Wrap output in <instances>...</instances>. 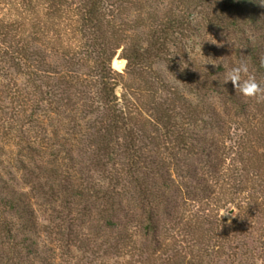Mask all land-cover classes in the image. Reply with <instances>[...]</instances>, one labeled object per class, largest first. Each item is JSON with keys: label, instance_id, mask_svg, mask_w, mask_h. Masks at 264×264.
I'll return each mask as SVG.
<instances>
[{"label": "trees", "instance_id": "16d2710c", "mask_svg": "<svg viewBox=\"0 0 264 264\" xmlns=\"http://www.w3.org/2000/svg\"><path fill=\"white\" fill-rule=\"evenodd\" d=\"M258 1L179 0L186 7L177 8L171 0L166 6L162 3V9L159 0H14L15 18L0 19V58L27 77L37 96L29 99V94L18 93L17 100H37L53 114H70L76 148L88 166L85 175L77 177L73 193L95 199L97 216L113 235V250L129 249L133 234L129 229L134 226L138 235L149 237L153 251L175 238L171 232L182 238V244L190 242L189 258H173L169 264H203L202 256L213 260L219 247L250 234V226L247 231L237 221L244 215L228 225L219 219L226 203H238L244 193L251 200L247 215L254 218L251 223L260 224L261 233L245 244L248 255L233 252L229 257H239L237 264H251L249 259L254 258L264 264V200L258 201L255 189L243 182L254 163L252 156L263 161L254 154L248 134L257 141L264 136L256 128L246 135L239 133L238 124L225 117L227 111L247 113L257 99L240 95L231 81L222 83L226 71L242 60L257 80L264 78V17L243 11ZM202 8L207 28L227 36L238 63L227 56L223 63L205 66L183 52L184 41L198 36L192 11ZM131 11L134 14L127 20ZM12 28L27 35L30 31V36L18 35L15 43L10 42ZM75 33L82 37L78 41L84 48L82 56L70 49ZM214 47L227 54L225 46ZM43 48L60 50L64 65L57 68L46 61L48 51ZM87 61L91 62L88 72H80ZM155 62H164L179 79L184 78L190 97L176 91L171 96L158 93L147 84V98L139 105L152 121H147L152 125L147 132L145 120L140 122L130 113L132 102L119 105L115 89L122 70L141 74ZM26 148L37 150L30 142ZM228 152L235 157L224 167ZM253 167L264 169V163ZM90 172L101 182L87 180ZM220 175L225 182L218 180ZM22 199L21 192L6 189L0 195V212L24 218L19 225L35 232L36 215ZM190 208L194 210L188 219ZM202 225L206 228L197 233ZM7 226L4 234L10 233Z\"/></svg>", "mask_w": 264, "mask_h": 264}, {"label": "rangeland", "instance_id": "374dc122", "mask_svg": "<svg viewBox=\"0 0 264 264\" xmlns=\"http://www.w3.org/2000/svg\"><path fill=\"white\" fill-rule=\"evenodd\" d=\"M159 1H161V5L158 6L162 8V3L166 6L171 0ZM12 2L14 0H0V19L10 21L15 18L16 12L13 10ZM193 2L191 1L190 4ZM172 4L177 8H183L185 5L179 0H172ZM204 11L203 8L200 11L198 9L192 11V22L198 36L194 40L189 38L184 41L186 47L183 48V52L202 61L205 66L218 62L223 63L228 58L227 56L238 63L239 61L233 56L234 50L229 45L227 36L223 35L222 37L207 28L202 19ZM243 11L256 12L260 17H264V0H259L257 4L244 6ZM133 14V11L127 14V20H131ZM14 33H16L15 37ZM10 35L13 38H10L9 41L15 43L18 35L25 36L27 34H22L19 30L14 31L12 28ZM27 36H30V31ZM73 36L76 40L75 38L70 39V49L82 56L84 48L78 45V41H82V37L78 33ZM214 45L225 46L227 54L222 55V50ZM40 47L42 48V46ZM43 50L48 51L46 61L57 68L64 65L62 56L60 57V50L50 51L45 48ZM86 64H83L80 72H88L91 62L87 61ZM122 71L118 81L119 85L115 89L118 103L123 106L125 102H132L133 106L132 104L128 105L131 107L130 113L140 122L145 120L146 131H150L152 121L148 111L143 107L140 108L139 105L147 98V84H152L153 88L150 86L149 88H156L158 93L162 90L163 94L171 96L173 91H176L185 97H190L183 82L184 78L182 77L183 80L179 79L177 72L167 67L164 62H155L141 74L129 73L126 69ZM258 81H264V78L261 77ZM18 93L24 97L26 93L29 94V99L37 98L33 95L34 91L27 77L16 73L8 66V63L0 58V195L3 196L6 189L12 193L21 192L22 200L31 206L37 219L36 230L32 232L19 225L21 221L25 220L24 218L19 219L9 212H0V264H169L173 258L181 256L189 258L192 246L187 244L190 242L183 241L185 245L183 247L182 238L179 235L175 236L174 232H171V235L175 237L174 240L166 239V246L162 245L153 251L149 237L138 235L134 226L129 229V233H133L131 240L127 242L129 249L113 250L110 239L113 235L109 229L102 226L101 220L97 216L98 206L95 199L89 196H77L73 193V186L78 182L77 177L80 175L83 177L88 166L85 158L79 155L76 148L75 138L77 135L76 131L72 130L70 114H65V112L53 114L46 111L45 103H37V100L34 103L30 100L20 103V98L17 100ZM34 104L39 105L35 106ZM135 106L139 111L134 109ZM227 113H225V117L234 121L235 125L238 124L239 133L246 135L247 131L253 132L256 128L255 131L264 136V101L257 100L254 103L252 101L247 113L243 115L233 114L232 111H227ZM90 117L92 116L90 115ZM148 120L151 124L147 122ZM249 134L248 142L250 141V144L253 145L252 150L257 152L254 154L263 161L252 156L251 163H254L250 164L252 166L249 167L247 179H243V182L252 186V191L255 189L258 201H263L264 182L260 181L264 180V169L263 167L252 169V167L257 168L259 162L264 163V139L257 141L255 135ZM29 142L34 143L37 150L28 151L26 145ZM230 143L226 141V144ZM226 155L224 167L228 163L231 164L235 157L232 152H228ZM20 160L21 163H19ZM257 161L258 163L255 164ZM207 174L209 173L207 172ZM86 179L97 183L102 180L96 173H91V177H86ZM214 180V177L209 178L210 182ZM218 180L225 182L222 175L218 177ZM258 184L261 186L258 187ZM237 200L239 205L238 203H226L222 208L230 206L234 209L233 213L230 209L226 215L221 216L220 210L219 219L224 220L225 225H228L244 215L242 217L244 220L237 221L238 224L241 222L239 226L246 230L250 226V231L247 230L250 234L244 238L236 236L233 242L225 243L219 247L213 257V260L217 262L202 256L203 264H237L239 257L230 258L229 256L233 252L239 254L246 252L245 244L253 243L260 235V224L251 223L254 218L251 219L247 215L250 210L248 202L251 200H247L244 193H241ZM193 210V208L187 210L188 219L193 214ZM201 210L196 211L204 214L205 211ZM5 223L10 229L8 234L2 232ZM205 228L206 225H202L197 233H201ZM180 244L181 248L178 247ZM174 246L178 247V249L176 248L178 251L173 253ZM233 247L235 248L233 249ZM246 255H248L247 252ZM249 260L251 264H261V260L258 258Z\"/></svg>", "mask_w": 264, "mask_h": 264}, {"label": "clouds", "instance_id": "9594fccd", "mask_svg": "<svg viewBox=\"0 0 264 264\" xmlns=\"http://www.w3.org/2000/svg\"><path fill=\"white\" fill-rule=\"evenodd\" d=\"M261 64L264 65V56L261 57ZM231 81L236 92L243 97L255 98L258 101H264V81H258L256 77L250 74V69L246 61H241L238 65L226 71L222 83ZM232 210L230 206L221 209V216ZM230 222V221H229Z\"/></svg>", "mask_w": 264, "mask_h": 264}]
</instances>
